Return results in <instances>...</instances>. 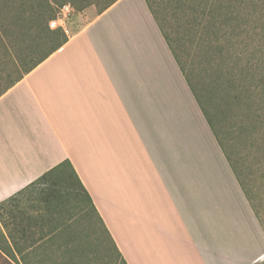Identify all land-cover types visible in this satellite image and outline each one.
Returning <instances> with one entry per match:
<instances>
[{
	"label": "crops",
	"instance_id": "crops-1",
	"mask_svg": "<svg viewBox=\"0 0 264 264\" xmlns=\"http://www.w3.org/2000/svg\"><path fill=\"white\" fill-rule=\"evenodd\" d=\"M65 160L124 264L260 259H243L251 208L144 0L94 13L0 96V203Z\"/></svg>",
	"mask_w": 264,
	"mask_h": 264
},
{
	"label": "trees",
	"instance_id": "trees-1",
	"mask_svg": "<svg viewBox=\"0 0 264 264\" xmlns=\"http://www.w3.org/2000/svg\"><path fill=\"white\" fill-rule=\"evenodd\" d=\"M115 1L117 0H71L70 5L76 12L95 7L97 13H101ZM144 2L210 126L246 200L264 230L259 208L253 204L246 183L244 184L236 166L224 151L201 100L195 93L187 72L190 70L181 61L176 50L178 37L174 30L165 26L175 23L177 34L181 35L182 39L185 38L194 56L198 58V62H207L216 74L220 73L219 85L215 80H212L211 84L225 96L228 103L239 109L238 132H244L250 139V154L256 161L255 165L260 174L261 183L264 185V11L261 5L256 0H144ZM44 22L46 24V20L39 16L34 26L40 27ZM58 31L59 33L48 31L49 39L53 43L51 49L39 59L26 63L19 75L11 78L5 92L67 41L62 31ZM6 45L4 43L5 51L8 52ZM182 50L185 53L183 48ZM235 59L245 60L244 70L249 75L247 86L257 88L262 94V107L259 109L263 111V118L249 102V97L245 95L247 86L240 88L234 74L238 62ZM30 194H37L36 198L30 199L35 204V207L30 209H35L36 216H31L27 211L17 208L19 197ZM72 196L78 202L89 206V210L97 217L110 239L89 194L70 162L65 160L0 203V222L5 231L3 233L0 230V264H13L3 250H14L21 254V250H31L45 240L51 231L47 234L43 230L44 227L48 223L53 225L57 221L55 216L63 210L69 213V209L72 208L70 200ZM254 264H264V261H256Z\"/></svg>",
	"mask_w": 264,
	"mask_h": 264
},
{
	"label": "rangeland",
	"instance_id": "rangeland-1",
	"mask_svg": "<svg viewBox=\"0 0 264 264\" xmlns=\"http://www.w3.org/2000/svg\"><path fill=\"white\" fill-rule=\"evenodd\" d=\"M256 1L264 11V0ZM70 3L71 0H0V96L5 92L11 78L18 76L26 63L39 59L51 49L53 43L49 39L48 31L59 33L60 29L51 30L48 22L55 18L60 6ZM90 8L91 14H82L73 8L74 14L66 23V33L62 32L66 37L73 35L79 24L87 23L94 13L98 12L95 7ZM39 16L46 20V24L44 22L40 27H35ZM165 26L175 31L178 37V43H175L176 50L181 61L190 70L187 72L195 93L200 98L224 151L236 166L244 184L246 183L252 202L259 208L264 224V185L261 183L256 161L250 154V139L244 132H238L239 109L228 103L217 88H213L212 80L218 85L221 82L220 73L216 74L207 62H198L185 38L182 39L181 35L177 34L175 23ZM4 43L7 44L8 52L5 51ZM235 60L238 62L234 74L240 88H243L247 86L249 77L244 70L245 60ZM246 90L245 95L249 97V102L262 116L263 111L259 109L262 107L261 92L248 86ZM36 197L37 194L20 196L18 210L36 216L35 209H30L35 207L30 199ZM70 200L72 208L69 209V213L63 210L55 216L58 222H54L53 225L48 223L44 227L43 230L47 234L51 231L45 240L31 250H21V254L14 250H3L13 264H124L97 217L89 210V206L78 202L75 197ZM252 214L254 219H246L247 221L244 219L243 223V259L259 254L258 261L261 262L264 261V230L253 211ZM255 222L258 224L257 229ZM0 230L5 233L1 222Z\"/></svg>",
	"mask_w": 264,
	"mask_h": 264
},
{
	"label": "built area",
	"instance_id": "built-area-1",
	"mask_svg": "<svg viewBox=\"0 0 264 264\" xmlns=\"http://www.w3.org/2000/svg\"><path fill=\"white\" fill-rule=\"evenodd\" d=\"M74 10L69 4L60 6L56 12L55 18L48 22L51 30L60 29L66 33V23L73 16Z\"/></svg>",
	"mask_w": 264,
	"mask_h": 264
}]
</instances>
